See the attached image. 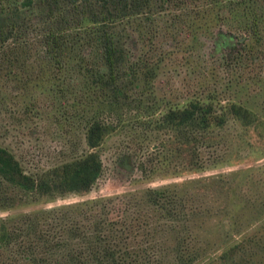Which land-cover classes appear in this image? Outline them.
<instances>
[{"label": "trees", "instance_id": "1", "mask_svg": "<svg viewBox=\"0 0 264 264\" xmlns=\"http://www.w3.org/2000/svg\"><path fill=\"white\" fill-rule=\"evenodd\" d=\"M177 61L195 83L173 100L155 80ZM9 90L20 120L67 126L43 163L0 121V264H264L260 165L204 173L230 162L227 124L264 129V0H0V115ZM114 135L143 187L23 209L89 191Z\"/></svg>", "mask_w": 264, "mask_h": 264}, {"label": "rangeland", "instance_id": "2", "mask_svg": "<svg viewBox=\"0 0 264 264\" xmlns=\"http://www.w3.org/2000/svg\"><path fill=\"white\" fill-rule=\"evenodd\" d=\"M179 57H181L180 54ZM169 65L155 80V90L159 95L169 97L173 100L181 99L194 85V73L186 68L183 61H177L175 64L172 63L170 66ZM39 98L40 105L43 102V98ZM15 103H17V96L12 94V91L9 90L8 101L6 105L3 106L5 113L0 115V121L6 123L10 129L6 140L3 137L5 142L9 143L10 146L21 153H26L25 151L31 152L36 159H40L43 163H50L55 160L57 149L60 148V134L57 130L67 126L66 123L62 124L57 122L56 118L53 116L55 112L52 110L49 112V109H46L45 115L41 119L22 114L21 120L27 119L29 116L30 118H28L27 122H21L18 113H16L14 108H11L16 107ZM32 130L34 131L31 132ZM261 131L262 134H258L255 130L249 132V130L244 128L239 129L234 123L227 124L224 129L215 133L214 139L220 141L223 151L226 152V160L230 162L227 166L222 165L218 169H208L204 173L209 174L210 172L225 171L258 164L260 165L259 168L254 170L249 177L244 180L243 186L244 189L250 193H264V129ZM126 145L124 136L114 135L101 146L103 172L89 191L80 194L67 193L62 197H56L54 200H41V202L23 209H35L46 205L69 202L90 196L107 195L135 187H143L144 183L135 180L139 176L138 170H127L121 165L118 159L121 152L127 150ZM168 146L172 150H175L177 145L171 143ZM27 148L29 150H27ZM37 152H41L42 156L37 154ZM171 156L172 155H170V158ZM165 167L166 166L162 168L160 173H164L165 171L168 173V171L172 169V166H169V168H167L168 170H165ZM182 173H186V175L190 176L200 175V173L198 174L196 172L187 173L183 171ZM169 179L172 180L173 178L163 179L162 176L157 175L153 178L151 183H162L169 181ZM175 179L180 180L181 177H175ZM251 213H253L251 210H242L239 217L244 218ZM256 222L260 225L257 230H263L264 214ZM208 235L213 239H218V234L215 231L209 232Z\"/></svg>", "mask_w": 264, "mask_h": 264}]
</instances>
